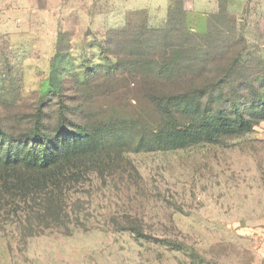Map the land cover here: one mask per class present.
I'll return each instance as SVG.
<instances>
[{
    "label": "rangeland",
    "instance_id": "rangeland-1",
    "mask_svg": "<svg viewBox=\"0 0 264 264\" xmlns=\"http://www.w3.org/2000/svg\"><path fill=\"white\" fill-rule=\"evenodd\" d=\"M63 2L0 0V130L27 137L40 110L46 134L84 132L99 158L58 170L68 226L24 237L50 220L21 213L31 198L16 218L6 193L0 264H264V0L236 33L200 40L146 33L142 17L125 33L89 31ZM241 113L249 133H202Z\"/></svg>",
    "mask_w": 264,
    "mask_h": 264
},
{
    "label": "trees",
    "instance_id": "trees-1",
    "mask_svg": "<svg viewBox=\"0 0 264 264\" xmlns=\"http://www.w3.org/2000/svg\"><path fill=\"white\" fill-rule=\"evenodd\" d=\"M227 0H221V7L224 12ZM221 21H212L211 27H216L212 34L208 36H200L188 33L186 31L182 15L179 13L171 17V21L165 29L151 30L147 27L144 21H142V27L146 33L152 34H164L173 33L174 31H182L183 37L196 38V39H208L212 36L221 35L224 26L232 25L233 21L224 15L221 16ZM136 27V22L131 24L127 29L120 30L113 33L126 32ZM233 33L238 30L236 25L230 26ZM227 31V30H226ZM124 32V33H125ZM228 32V31H227ZM178 98L169 97L168 101L163 100L160 105L155 104V109H158L159 115L168 116L171 113L173 107V101ZM164 102V103H163ZM43 106V104L40 106ZM264 109V105L261 106ZM43 112V111H42ZM42 112L39 110L37 115L36 125L27 137L18 138L12 134L5 133L0 130V206L2 201L6 200L7 195L13 198V214L16 218H20L19 214H26L27 217L35 222H42L43 220H50L46 225H30L27 228L22 229L24 237L30 238L37 235H41L45 230H53L59 228L58 226H64L71 224L75 219H72L67 210L66 192L68 188H64V180L61 175L62 172L59 169H65V165L73 160H81L83 155L87 154L90 157L96 158L99 153L96 150H91L92 146L90 141L88 142L87 134L70 132L67 128L61 127L55 136H50L45 133L41 125ZM263 114V113H262ZM260 119L264 120V114ZM211 120V126L209 124ZM145 122L146 119H145ZM151 122L146 123L147 127L151 129ZM217 119H206L202 121V133L212 136L221 128H223L228 135L239 136L245 133H249L253 129V125H250L247 117L244 114H240L238 118L231 120L230 123L225 124L217 129ZM161 125V131L163 133L177 132L185 130V125L174 124L165 122ZM206 131V133L204 132ZM182 133V132H179ZM217 136H223L222 133L217 132ZM14 137L17 139L15 140ZM220 138V137H219ZM16 143H18L16 145ZM94 142V146L97 144ZM96 156V157H95ZM99 158V156L97 157ZM31 198L35 203V209L30 210V213H20V209L17 203H22L20 199L25 201ZM18 199V201H17ZM2 208H0V212ZM79 219L76 218V221ZM62 225H51L53 224ZM64 222V223H63ZM68 226V225H66ZM76 227L75 225H73ZM66 231L67 227H63Z\"/></svg>",
    "mask_w": 264,
    "mask_h": 264
},
{
    "label": "crops",
    "instance_id": "crops-1",
    "mask_svg": "<svg viewBox=\"0 0 264 264\" xmlns=\"http://www.w3.org/2000/svg\"><path fill=\"white\" fill-rule=\"evenodd\" d=\"M86 9H74L76 0H64L70 14L85 15L86 29L95 32H117L127 29L142 17L151 30L165 29L171 17L181 14L186 31L190 34L208 36L214 27L212 21L228 16L232 25H239L247 18L249 6L256 0H227L225 10L221 0H78ZM61 5V2H60ZM66 12V10H65ZM232 25H227L230 27ZM226 31V27L222 29Z\"/></svg>",
    "mask_w": 264,
    "mask_h": 264
}]
</instances>
